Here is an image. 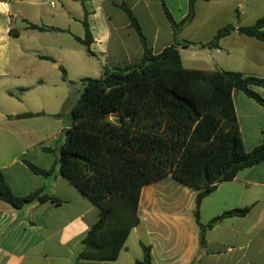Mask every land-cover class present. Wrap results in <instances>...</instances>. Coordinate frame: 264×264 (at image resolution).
Here are the masks:
<instances>
[{
  "label": "crops",
  "instance_id": "obj_1",
  "mask_svg": "<svg viewBox=\"0 0 264 264\" xmlns=\"http://www.w3.org/2000/svg\"><path fill=\"white\" fill-rule=\"evenodd\" d=\"M53 2L51 8L48 0H0L8 5L6 13L0 12V172L16 197L40 190L59 201H37L16 210L0 200V264H74L82 239L98 221V208L57 171L43 177L31 172L24 161L46 171L53 167L56 153L44 149H55L70 125V108L62 105L64 100L68 103L70 80L97 79L104 68L140 62L141 39L121 6L132 12L146 46L158 54L173 44L207 43L193 38L205 37L209 42L227 24L241 27L253 0H197L193 20L176 35L160 0ZM188 2L164 0L175 22L187 16ZM198 5L215 12L204 13L199 21L203 13ZM223 16L236 21L210 24L215 17L220 24ZM83 22L91 35L90 53L79 42L85 38ZM186 29H192L196 37L184 34ZM195 47L203 52L189 51ZM177 48L185 69L264 78V43L236 31L222 38L218 48ZM49 67L60 71V80H51ZM252 90L264 99V89ZM233 103L243 147L249 152L262 142L264 106L241 92L233 93ZM24 114L33 116L16 118ZM201 190L171 174L144 185L138 206L140 221L127 238L134 236L141 252L134 254L126 240L113 264L142 260L141 244L150 248L151 264H264V160L217 185L202 199L201 225L225 212L249 208L245 217L226 218L208 230L203 248L193 219Z\"/></svg>",
  "mask_w": 264,
  "mask_h": 264
},
{
  "label": "trees",
  "instance_id": "obj_2",
  "mask_svg": "<svg viewBox=\"0 0 264 264\" xmlns=\"http://www.w3.org/2000/svg\"><path fill=\"white\" fill-rule=\"evenodd\" d=\"M196 1L189 0L187 16L175 22L160 0L174 35L193 20ZM121 8L141 39L140 62L104 68L99 78L83 79L79 98L70 108L69 127L62 131L55 149H44L56 153L53 167L46 171L24 161L31 172L43 177L57 171L98 208V221L82 239L74 264H113L131 229L139 224L141 188L168 174L202 189L195 199L193 219L203 248L208 230L226 218L245 217L249 208L225 212L201 225L202 199L217 185L264 160V132L260 145L246 152L233 103V93L241 92L264 106V99L252 90L264 89V78L185 69L177 48H218L219 41L235 31L264 43V17L251 26L227 24L207 43L173 44L153 54L132 12ZM83 26L85 38L79 42L90 53L91 35L86 22ZM61 72L65 78L62 68ZM0 200L16 210L37 201L59 203L40 190L14 196L1 172ZM141 249L143 258L135 264H151L150 248L141 244Z\"/></svg>",
  "mask_w": 264,
  "mask_h": 264
},
{
  "label": "rangeland",
  "instance_id": "obj_3",
  "mask_svg": "<svg viewBox=\"0 0 264 264\" xmlns=\"http://www.w3.org/2000/svg\"><path fill=\"white\" fill-rule=\"evenodd\" d=\"M260 1H262L263 3L261 4ZM227 4H229V2H227ZM225 5H226V2H225ZM208 8V7H207ZM204 5H198V10L199 12L203 13L202 15H200V19H198L199 21L202 20L201 16H205L204 13L206 14V12H209V13H214L215 10L214 9H207ZM208 15V14H206ZM264 17V0H253V3L252 5L249 7V9L246 10L245 12V15H244V18L241 20V24L242 26H251L254 24V21L256 19H260ZM219 17H215L211 22L210 24H212L213 26H216V25H222L224 23H227V22H230V21H236L234 17H231V16H223L220 20V24H217L218 23V19ZM197 21V22H199ZM20 24V22H19ZM216 24V25H215ZM184 34H188L189 37H196V35L194 34L193 30L192 29H186L184 31ZM195 40H199L201 42H208V41H205L203 39H205V37L201 38V37H198V38H193ZM189 51H194L198 54V52H203L201 49L199 48H190ZM188 55L190 54L189 52L187 53ZM185 56L186 55H183L184 59H185ZM193 62H195V64H197V60H194L193 59ZM50 66V65H48ZM50 68V67H49ZM49 70H51V72L48 74L49 77H51V80H60V71H58V69H55V68H50ZM94 76H91V79H96V78H92ZM99 78V77H98ZM72 83L68 84V93L69 95L67 96V99L68 100V103H66V101L64 100L63 101V106H64V109L67 107V108H71L72 105H74L78 98H79V95L81 93V90H82V80H70ZM62 115V114H61ZM127 246L130 248V250L135 254V253H138L140 254L141 250H140V247L138 245V242L137 240H135L134 236H131L128 240H127ZM132 253V254H133ZM122 256H125V254H122ZM122 258V257H121Z\"/></svg>",
  "mask_w": 264,
  "mask_h": 264
},
{
  "label": "clouds",
  "instance_id": "obj_4",
  "mask_svg": "<svg viewBox=\"0 0 264 264\" xmlns=\"http://www.w3.org/2000/svg\"><path fill=\"white\" fill-rule=\"evenodd\" d=\"M8 11V5L0 3V12H7Z\"/></svg>",
  "mask_w": 264,
  "mask_h": 264
},
{
  "label": "built area",
  "instance_id": "obj_5",
  "mask_svg": "<svg viewBox=\"0 0 264 264\" xmlns=\"http://www.w3.org/2000/svg\"><path fill=\"white\" fill-rule=\"evenodd\" d=\"M48 2H49L50 7L53 8V7H54V2H53V0H48Z\"/></svg>",
  "mask_w": 264,
  "mask_h": 264
}]
</instances>
